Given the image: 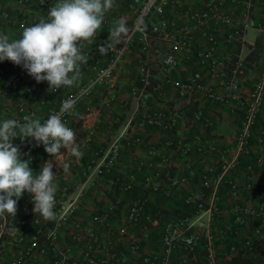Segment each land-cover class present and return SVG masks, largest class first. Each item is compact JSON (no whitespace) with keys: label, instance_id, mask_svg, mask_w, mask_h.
Instances as JSON below:
<instances>
[{"label":"crops","instance_id":"0c3cea01","mask_svg":"<svg viewBox=\"0 0 264 264\" xmlns=\"http://www.w3.org/2000/svg\"><path fill=\"white\" fill-rule=\"evenodd\" d=\"M242 1L226 0L222 9L230 15L229 20L214 23L210 17L205 26L190 30V42L184 48V57H180L177 64L165 67L173 77L184 79L193 71H200L202 83L228 96L229 102L207 97L202 91L181 95L172 85L161 82L165 69L163 57L170 43L151 34L147 47L138 41L131 44L109 85H95L88 97L75 103L66 125L75 132L82 157L77 158L62 148L56 160L46 152L43 144L35 143L30 158H22L29 161L34 175L46 162H52L57 184L54 211L59 221L55 242L67 253V264H85L83 254L88 243L96 255L115 254L122 264H142L143 255L161 251L162 233L168 223L181 217L189 220L195 217L194 206L186 203L185 197L188 194L205 197L202 175L208 166L217 162L218 153L212 150L201 154L194 145L208 141L217 146L233 143L249 91L258 77L257 60L264 50L262 2L254 9V24L244 29L242 37L231 43L224 39L239 16ZM57 3L58 0H0V35H7L10 40L21 38L24 27L47 18L51 6ZM3 12H8L9 16L4 18ZM131 15L124 0H115L108 21L98 35L108 37L114 22L121 17L126 18L129 27ZM20 21H23L22 25ZM210 30L217 32L218 41L209 57L202 51ZM93 44L82 46L83 53H88V62L91 61L89 53ZM142 56L148 59L153 73L144 103L136 89L140 83L138 69ZM98 58L100 62L108 61L109 52L104 56L99 54ZM211 58L225 61L228 76L237 69V87L221 83L218 77L209 74ZM0 67L5 69L0 74V122L7 119L23 122L26 115L44 120L51 106L59 105L62 98L76 92L93 73L88 63L82 65L81 77L75 85L49 91L47 81L38 83L18 65L20 78L2 92L8 76L16 69L9 60L0 61ZM195 108L202 110L209 123L190 125ZM153 111H161L163 117L155 123H146L144 115ZM262 126L264 112H260L254 130ZM138 136L140 140L136 139ZM180 138L193 145L189 151L181 152L177 141ZM18 139H13L14 145ZM113 156L112 164L108 166ZM253 158L254 151L243 158L233 172L241 185L248 180L243 168ZM65 164L68 170L63 172ZM251 180L252 186L242 189L237 197L230 196L228 186L224 187L211 214L202 211L200 217L209 222L217 251L225 257L227 264H251L260 261L264 255V221L258 214L264 175L255 169ZM123 183H129L130 187L124 188ZM138 198L143 199V209L139 217L130 220V207ZM243 205L256 209V214L248 215V222L241 226L240 236L235 237L224 231V226L232 220L237 207ZM17 208L16 216L10 215L12 231L2 240L0 264H9L33 230L41 226L45 237L55 222L36 215L32 194L27 191L18 200ZM254 226L260 227L259 233L253 232ZM121 227L125 229L123 232ZM247 236H253V246L249 250L241 245ZM132 243L139 247L132 249ZM232 243L239 248L233 253L228 249ZM202 254L201 245H198L190 264H199ZM182 256L183 251H174L172 263L182 264ZM51 258L49 251L37 254L23 264H53Z\"/></svg>","mask_w":264,"mask_h":264},{"label":"built area","instance_id":"2783aa9c","mask_svg":"<svg viewBox=\"0 0 264 264\" xmlns=\"http://www.w3.org/2000/svg\"><path fill=\"white\" fill-rule=\"evenodd\" d=\"M234 1V0H231ZM125 5L131 10V24L128 27L129 32L125 38V42L114 46L109 50V59L106 62H100L98 55L100 54V46H106L108 37L98 35L95 43L90 51V60L88 62L93 73L90 78L84 82L79 89L66 95L61 99L60 104L51 106L44 120H47L52 114H59L64 123L70 122L71 113H61L62 103L72 98L75 103L81 99L88 97L92 89L97 84L109 85L115 75V69L119 62L129 50L134 41L142 43L143 47L149 45L150 35L154 34L159 38H163L170 43L169 48L163 57L164 68L173 66L178 63L180 57H184V48L190 42V30L201 28L206 25L207 20L212 17L214 23L225 22L230 19V15L225 13L222 6L226 0H124ZM264 0H243L239 16L234 19V25L229 29L224 39L226 42H233L244 33L247 26L254 24L253 12L257 3ZM2 16H9L8 12H3ZM109 12L106 13L104 24L107 23ZM20 25L23 21H20ZM218 41V34L215 30L207 33L206 46L203 48L204 53L209 57L213 55ZM88 55V53L86 54ZM16 71L8 76L7 84L1 90L6 92L10 86L20 78L21 70L18 65L12 62ZM224 60L211 58L208 63L209 74L218 77L221 83H225L233 88L237 87V69L232 70V75L228 76ZM258 77L253 82L249 91L248 99L245 103L241 116L239 128L235 132L234 141L231 145L217 146L214 142H197L194 146L198 152L205 154L215 150L218 153L217 162L207 167L206 172L202 175L205 197H199L195 194H188L185 197L186 203L193 205L195 217L189 220L188 217H181L166 225L162 233L161 251L155 254L143 255L142 264H173L172 255L174 251H183L181 258L182 264H190L192 258L195 257L196 248L201 245L202 256L199 264H227L226 259L216 248L214 235L210 230L209 222L200 219L202 211H208L211 214L216 202L220 198V194L224 187L228 186L229 194L237 197L242 189H248L252 186L251 176L255 169H258L264 175V126L254 130L260 112H264V50L257 60ZM163 69L161 82L172 85L181 95L192 91H202L207 97L214 98L222 102H229L230 98L223 94L217 93L213 88L202 83L201 72L196 70L192 74L184 78H177L170 75ZM5 69L0 67V74ZM152 69L146 56H142L139 60L138 79L139 86L138 95L142 97L143 103L148 96V86L152 80ZM91 110V109H90ZM93 113L94 110H91ZM163 117L161 111H153L144 115L146 123H155ZM41 121V123L44 122ZM197 122L209 123V119L203 116L202 110L195 108L190 117V125ZM196 136V135H195ZM196 138V137H195ZM140 140V137H136ZM181 146V152L185 153L192 148V144L185 139H178ZM37 143L34 138L29 137L26 140L18 139L15 144L21 153V158H30L33 145ZM254 151L253 161L245 164L243 171L248 180L241 185L238 183L233 172L239 167L240 161ZM112 160L108 164L111 165ZM124 188H129V183H123ZM143 209V199L138 198L132 203L128 217L130 220L139 217ZM258 214L262 215L264 221V187L260 190V203L258 205ZM256 214V209L247 205L238 206L232 220L224 226V231L238 237L241 234V226L248 222L249 214ZM59 221H55L43 237L41 226L33 230L28 235V239L20 252H18L9 264H23L28 259L37 254L52 253L53 264H67L68 255L59 247L55 238L57 236ZM125 229L121 227L123 232ZM254 233L260 232L259 226L253 227ZM10 215L0 217V251L2 249V240L6 233L11 232ZM244 249L249 250L253 246V236H247L241 241ZM132 249H137V243H132ZM231 253L238 251L239 248L235 243L229 245ZM85 264H122L121 259L115 254L96 255L92 252L91 244H87L84 250ZM251 264H264V255L260 261Z\"/></svg>","mask_w":264,"mask_h":264},{"label":"clouds","instance_id":"9594fccd","mask_svg":"<svg viewBox=\"0 0 264 264\" xmlns=\"http://www.w3.org/2000/svg\"><path fill=\"white\" fill-rule=\"evenodd\" d=\"M115 0H58L51 6L47 18L24 27L19 39L10 40L0 35V61L9 60L21 65L38 83L47 81L49 91L72 87L81 77L82 65L89 57L82 46L95 43L102 31L105 15ZM129 28L125 17L114 22L106 46H100L101 55L125 42ZM72 98L62 103L61 113H72ZM32 137L37 145L43 144L46 152L57 160L63 148L77 158L82 157L75 132L63 122L61 115L52 114L41 123L38 118L23 117V122L7 119L0 122V217L16 216L18 200L25 191L32 194L33 211L47 221H57L55 209L56 173L52 162H46L34 175L29 161L21 158L13 139ZM63 172L68 170L64 165Z\"/></svg>","mask_w":264,"mask_h":264},{"label":"rangeland","instance_id":"374dc122","mask_svg":"<svg viewBox=\"0 0 264 264\" xmlns=\"http://www.w3.org/2000/svg\"><path fill=\"white\" fill-rule=\"evenodd\" d=\"M156 39V41H158V38H155Z\"/></svg>","mask_w":264,"mask_h":264}]
</instances>
